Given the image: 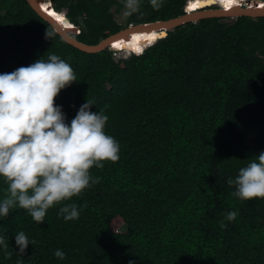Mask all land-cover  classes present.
<instances>
[{
	"label": "trees",
	"instance_id": "obj_1",
	"mask_svg": "<svg viewBox=\"0 0 264 264\" xmlns=\"http://www.w3.org/2000/svg\"><path fill=\"white\" fill-rule=\"evenodd\" d=\"M50 2L78 29L76 40L95 45L130 25L182 15L187 0H163L159 9L141 0L129 17L122 0ZM49 54L77 79L54 98L66 123L93 101L90 111L108 117L104 130L119 142V159L92 166L99 182L38 224L11 208L0 218L9 245L0 247V264H264V198L240 200L226 182L264 151V18L185 24L114 59L108 49L87 54L66 44L24 0H0V73ZM6 195L0 179V199ZM65 203L80 209L78 219H63ZM19 231L33 241L23 254Z\"/></svg>",
	"mask_w": 264,
	"mask_h": 264
},
{
	"label": "clouds",
	"instance_id": "obj_2",
	"mask_svg": "<svg viewBox=\"0 0 264 264\" xmlns=\"http://www.w3.org/2000/svg\"><path fill=\"white\" fill-rule=\"evenodd\" d=\"M122 3V15L129 17L139 10L141 0ZM149 3L159 9L163 0ZM73 81H77L73 67L56 54L0 73V179L7 184V195L0 199V218L11 208L21 207L38 224L49 208L99 182V177L90 174L92 166L99 169L104 161H118L120 144L104 130L107 115L102 110L90 111L93 101L85 100L67 123L62 106L54 103ZM226 182L235 188L231 195L240 200L264 198V151ZM59 214L66 221L75 220L80 209L65 203ZM237 215L228 211L225 219L232 221ZM226 226L220 222L221 228ZM6 239L0 235V247L9 246ZM32 243L23 231L15 234L18 254ZM54 256L63 260L65 253L57 249Z\"/></svg>",
	"mask_w": 264,
	"mask_h": 264
},
{
	"label": "water",
	"instance_id": "obj_3",
	"mask_svg": "<svg viewBox=\"0 0 264 264\" xmlns=\"http://www.w3.org/2000/svg\"><path fill=\"white\" fill-rule=\"evenodd\" d=\"M24 1L66 44L87 54H95L107 49L110 51L116 50L115 48H112L114 41L118 39H129L130 35L134 32L150 33L156 31L158 33H164L163 36L161 35L156 39L158 40L166 37L168 32H172L178 27L189 23H196L204 19L219 18L224 20H234L239 17H247L251 19L264 18V0H234L235 2L232 5H229L228 8H223L217 5L214 0H201L202 5L199 6L200 8L198 9L188 10L187 7H185L182 15L152 23L138 24L134 26L130 25L116 34L109 35L95 45H87L79 42L72 36L78 34L79 31L66 18L67 26H64L52 14L53 11L55 13L58 12L53 9L50 0ZM61 14L64 15V13ZM145 48L143 50H145Z\"/></svg>",
	"mask_w": 264,
	"mask_h": 264
},
{
	"label": "bare ground",
	"instance_id": "obj_4",
	"mask_svg": "<svg viewBox=\"0 0 264 264\" xmlns=\"http://www.w3.org/2000/svg\"><path fill=\"white\" fill-rule=\"evenodd\" d=\"M214 1L217 3V5H219V6L223 7V8H228L229 5H232L235 2L234 0H214ZM188 5H186V7H188ZM199 6L200 5L197 4L196 6H194L193 9H189V10L198 9V8H200ZM52 14L64 26H67V22H66L65 16L63 14H61V13H54V12H52ZM159 34L160 33L156 32V31H153V32H150V33H146V32H134V33H132L130 35L129 39H118V40L114 41V43L112 44V48L113 49L114 48L115 49L121 48V49L125 50V52H127V50H128V51H133L131 53H138L137 52V49H141L143 47L145 48L149 44L155 42V40L159 36H161Z\"/></svg>",
	"mask_w": 264,
	"mask_h": 264
},
{
	"label": "rangeland",
	"instance_id": "obj_5",
	"mask_svg": "<svg viewBox=\"0 0 264 264\" xmlns=\"http://www.w3.org/2000/svg\"><path fill=\"white\" fill-rule=\"evenodd\" d=\"M115 20L117 22H121L120 18L118 16H115ZM226 21H230L229 19H227ZM128 51V50H127ZM113 54H114V59H120V58H125V57H128L129 56V51L128 52H125V50L123 49H116V50H112ZM113 228L116 230V231H119L122 230V227H121V224L116 221L115 223H113Z\"/></svg>",
	"mask_w": 264,
	"mask_h": 264
},
{
	"label": "snow or ice",
	"instance_id": "obj_6",
	"mask_svg": "<svg viewBox=\"0 0 264 264\" xmlns=\"http://www.w3.org/2000/svg\"><path fill=\"white\" fill-rule=\"evenodd\" d=\"M160 35H162V36H163V35H164V33H160ZM137 51H140V49H137Z\"/></svg>",
	"mask_w": 264,
	"mask_h": 264
}]
</instances>
